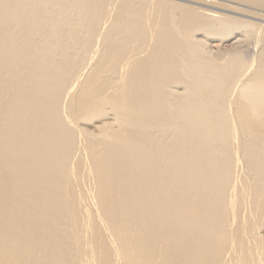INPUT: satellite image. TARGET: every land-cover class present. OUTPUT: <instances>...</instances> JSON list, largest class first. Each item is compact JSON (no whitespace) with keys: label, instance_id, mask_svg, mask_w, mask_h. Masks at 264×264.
<instances>
[{"label":"bare ground","instance_id":"6f19581e","mask_svg":"<svg viewBox=\"0 0 264 264\" xmlns=\"http://www.w3.org/2000/svg\"><path fill=\"white\" fill-rule=\"evenodd\" d=\"M0 264H264V0H0Z\"/></svg>","mask_w":264,"mask_h":264}]
</instances>
